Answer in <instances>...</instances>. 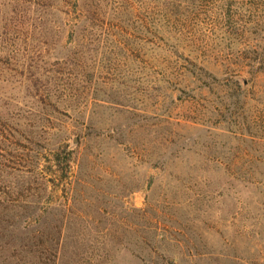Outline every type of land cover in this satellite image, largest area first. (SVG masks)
Instances as JSON below:
<instances>
[{
  "label": "rangeland",
  "instance_id": "rangeland-1",
  "mask_svg": "<svg viewBox=\"0 0 264 264\" xmlns=\"http://www.w3.org/2000/svg\"><path fill=\"white\" fill-rule=\"evenodd\" d=\"M0 264H264V0H0Z\"/></svg>",
  "mask_w": 264,
  "mask_h": 264
}]
</instances>
